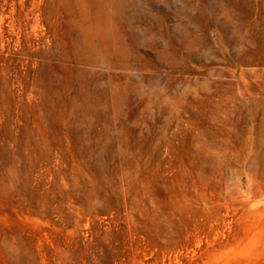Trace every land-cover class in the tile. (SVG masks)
Here are the masks:
<instances>
[{
    "label": "rangeland",
    "instance_id": "rangeland-1",
    "mask_svg": "<svg viewBox=\"0 0 264 264\" xmlns=\"http://www.w3.org/2000/svg\"><path fill=\"white\" fill-rule=\"evenodd\" d=\"M0 264H264V0H0Z\"/></svg>",
    "mask_w": 264,
    "mask_h": 264
}]
</instances>
